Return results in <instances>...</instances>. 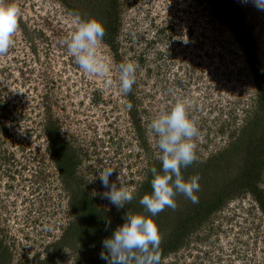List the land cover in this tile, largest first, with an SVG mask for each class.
Wrapping results in <instances>:
<instances>
[{
	"label": "rangeland",
	"instance_id": "1",
	"mask_svg": "<svg viewBox=\"0 0 264 264\" xmlns=\"http://www.w3.org/2000/svg\"><path fill=\"white\" fill-rule=\"evenodd\" d=\"M230 3L234 25L215 8ZM0 4L20 9L0 56V264H107L102 242L127 213L156 223L160 264H264V101L248 61L264 77V11L251 0ZM74 14L106 22L97 55L107 76L69 53ZM128 62L137 70L124 95ZM178 100L199 130L197 160L181 168L185 181L200 177L198 203L177 193L175 209L152 217L139 203L153 192L151 169L163 174L150 123ZM107 168L133 193L125 208L103 197Z\"/></svg>",
	"mask_w": 264,
	"mask_h": 264
},
{
	"label": "clouds",
	"instance_id": "2",
	"mask_svg": "<svg viewBox=\"0 0 264 264\" xmlns=\"http://www.w3.org/2000/svg\"><path fill=\"white\" fill-rule=\"evenodd\" d=\"M251 3L264 11V0H251ZM19 15L20 9L14 4H0V56L6 55L14 44L13 36L18 29ZM74 15L76 31L65 41L69 53L85 73L107 76L110 72L109 65L97 55V48L105 36L103 24L95 19L84 20L78 14ZM118 67L119 90L121 94L127 95L135 83L137 65L128 62ZM186 103L178 100L171 111H162L150 123L153 134L158 138L163 174L155 167L151 169L154 177L151 182L153 192L151 195H144L139 203L152 217L165 207L175 209L174 197L177 193L186 196L193 204L198 203V197L194 193L199 190L200 177L193 176L185 181L181 174L182 167L187 168L197 160L194 138L199 136L196 121L189 117ZM128 108H132L131 103ZM113 172L114 169L107 168L99 173V179L103 187L109 189L103 193V197L119 210L133 200V193L121 184L120 187L116 183L110 184L109 177ZM117 179L120 181V176ZM124 219L125 223L103 240L104 250L100 253V258L107 264H160V257L156 252L161 243V235L154 220L144 215L128 213Z\"/></svg>",
	"mask_w": 264,
	"mask_h": 264
},
{
	"label": "trees",
	"instance_id": "3",
	"mask_svg": "<svg viewBox=\"0 0 264 264\" xmlns=\"http://www.w3.org/2000/svg\"><path fill=\"white\" fill-rule=\"evenodd\" d=\"M68 1H67V5H68ZM230 5L231 3L227 6L225 4L223 5H218L217 7L215 6L216 10H217V13L220 14L218 15L219 18H222V19H225V21L227 22V24H235V22L237 21V18L235 16V14L229 10L230 8ZM229 12V13H228ZM101 23L103 24L104 28L106 29L105 27V24L106 22L105 21H101ZM249 65L251 67V71H252V75H253V79H254V83H255V86L257 88V90L259 91V96L263 98V101H264V77H263V73L260 71L256 61L254 60V57L249 55ZM262 101V102H263ZM258 168V167H257ZM249 193L253 196V198L260 203V198H259V195H260V192L257 190V188H253V189H249ZM214 205L210 206L211 209ZM216 206V205H215ZM215 206H214V209H215ZM91 210H92V213L93 214H96L95 211H94V207H92L91 205ZM76 211V210H75ZM175 234L176 233V230H175ZM173 242H174V239H173ZM173 250H176V249H173ZM172 250V251H173ZM165 251H170V249L168 247H165ZM175 252V251H173Z\"/></svg>",
	"mask_w": 264,
	"mask_h": 264
}]
</instances>
